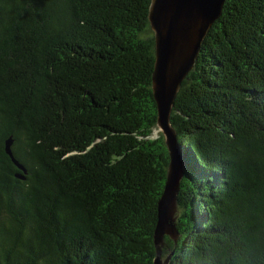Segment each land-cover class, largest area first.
<instances>
[{
  "label": "trees",
  "instance_id": "1",
  "mask_svg": "<svg viewBox=\"0 0 264 264\" xmlns=\"http://www.w3.org/2000/svg\"><path fill=\"white\" fill-rule=\"evenodd\" d=\"M150 2L0 0V264H153ZM170 123L187 172L162 254L264 264V0H225Z\"/></svg>",
  "mask_w": 264,
  "mask_h": 264
},
{
  "label": "water",
  "instance_id": "2",
  "mask_svg": "<svg viewBox=\"0 0 264 264\" xmlns=\"http://www.w3.org/2000/svg\"><path fill=\"white\" fill-rule=\"evenodd\" d=\"M225 0H151L148 22L154 34V66L151 88L156 103V126L161 129L168 152L162 193L157 201V221L153 231V264H169L172 252L162 254L164 238L176 242L178 194L187 164L170 123L174 100L182 81L193 68L201 45L213 22L221 15ZM12 139L5 140V152L22 172H26L11 151ZM17 177L23 178L21 174Z\"/></svg>",
  "mask_w": 264,
  "mask_h": 264
},
{
  "label": "rangeland",
  "instance_id": "3",
  "mask_svg": "<svg viewBox=\"0 0 264 264\" xmlns=\"http://www.w3.org/2000/svg\"><path fill=\"white\" fill-rule=\"evenodd\" d=\"M159 134H161L162 136H163V134H162V132H161V129L159 128V127H157L156 129H155V131L153 132V136H158ZM164 137V136H163Z\"/></svg>",
  "mask_w": 264,
  "mask_h": 264
}]
</instances>
